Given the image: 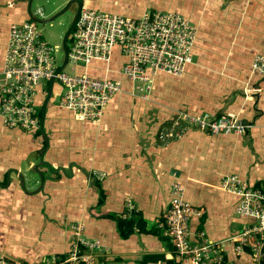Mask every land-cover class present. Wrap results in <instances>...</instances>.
I'll use <instances>...</instances> for the list:
<instances>
[{
  "label": "crops",
  "instance_id": "obj_1",
  "mask_svg": "<svg viewBox=\"0 0 264 264\" xmlns=\"http://www.w3.org/2000/svg\"><path fill=\"white\" fill-rule=\"evenodd\" d=\"M33 2L0 0V84L11 26L49 19L40 8L32 11ZM69 2L73 16L80 6L133 19L179 13L198 30L193 62L181 77L159 74L148 99L133 97L132 84L112 74L124 91L99 124L60 108V87L51 82L38 89L40 130L10 129L0 116V252L9 262L54 264L69 256L81 224L83 238L101 245L93 252L98 264H141L147 256L165 258L148 264H167L173 250L159 222L179 183L201 211L192 234L204 232L227 264H255L236 250L252 221L237 215L239 197L222 189V179L235 175L264 193V77L251 72L254 58L264 55V0H61L49 16ZM123 63L116 48L112 67ZM103 67L93 62L87 72L103 77ZM182 113L234 114L250 128L211 135L187 125ZM128 203L145 231L122 238L117 219Z\"/></svg>",
  "mask_w": 264,
  "mask_h": 264
},
{
  "label": "built area",
  "instance_id": "obj_2",
  "mask_svg": "<svg viewBox=\"0 0 264 264\" xmlns=\"http://www.w3.org/2000/svg\"><path fill=\"white\" fill-rule=\"evenodd\" d=\"M38 14L43 16L41 11ZM197 33V28L179 13L157 10L133 19L84 8L72 29L71 42L67 43V63L62 68L64 57L60 60L58 48L44 40L37 22L14 24L8 34L1 73L3 124L25 133L40 130L38 89L49 82L60 87L54 94L60 108L72 112L82 123L99 124L110 100L124 91L122 81L111 78L112 74H120L132 84L133 97L148 99L159 74L181 77L193 62ZM116 48L124 58L120 69L112 67ZM93 62L103 63V77L89 75L87 70ZM251 72L264 77V55L254 58ZM179 118L211 135H242L250 128L234 114L182 113ZM222 189L239 197L237 215L252 221L237 237L236 250L244 252L248 248L253 262L260 264L264 258V193L248 187L235 175L222 179ZM170 193V207L159 226L172 246V259L181 264H225V253L204 232L192 234L191 221L200 217L201 211L186 201L185 188L174 183ZM127 206L123 219L135 217L132 204ZM83 229L81 224L74 227V244L69 256L65 260L55 258L54 264H98L93 252L100 251L101 245L83 238ZM0 264L23 263L9 262L0 252Z\"/></svg>",
  "mask_w": 264,
  "mask_h": 264
},
{
  "label": "rangeland",
  "instance_id": "obj_3",
  "mask_svg": "<svg viewBox=\"0 0 264 264\" xmlns=\"http://www.w3.org/2000/svg\"><path fill=\"white\" fill-rule=\"evenodd\" d=\"M59 3H61V0H34L32 4V11L35 12L36 9L40 8L42 9L46 17L50 18L52 16H49V14L51 12L53 13V9L58 8V6L60 5ZM74 17L75 16H73L71 12H67L66 14L58 18L53 23H50L44 26L39 25V29H41L42 31L44 40L48 42L49 44H51L52 46H55L58 48V57L60 60H62L64 57L63 51L61 49L63 38L67 30L69 29ZM71 39H72V36L70 34L68 38V44H70ZM45 85H46L45 87L47 88V84Z\"/></svg>",
  "mask_w": 264,
  "mask_h": 264
},
{
  "label": "trees",
  "instance_id": "obj_4",
  "mask_svg": "<svg viewBox=\"0 0 264 264\" xmlns=\"http://www.w3.org/2000/svg\"><path fill=\"white\" fill-rule=\"evenodd\" d=\"M135 217L127 218V219H123V218L117 219L120 235L122 238L130 237L133 233H135V229H139L140 232L145 231L144 224H143L142 220L136 219ZM244 252L248 253L251 256V252L248 248L245 249ZM81 253H83V249H81ZM67 257L68 256H62L61 259L65 260ZM160 260H165V258L162 256H147V257H145L144 261L141 264H148L150 261H160ZM166 263L167 264H181L176 259L175 260L174 259L166 260ZM224 263L227 264L226 257L224 258ZM79 264H85V263L80 262ZM260 264H264V258L260 262Z\"/></svg>",
  "mask_w": 264,
  "mask_h": 264
},
{
  "label": "water",
  "instance_id": "obj_5",
  "mask_svg": "<svg viewBox=\"0 0 264 264\" xmlns=\"http://www.w3.org/2000/svg\"><path fill=\"white\" fill-rule=\"evenodd\" d=\"M32 2V0H31ZM72 2H69L67 3L61 10H59L56 14H54L51 18L49 19H46V20H35L33 19V21L37 22L39 25H47V24H50V23H53L55 22L58 18H60L61 16H63L64 14H66L67 12H70V6H71ZM81 6L78 7V9L74 12L75 14V17L69 27V29L67 30V32L65 33L64 35V38H63V42H62V51H63V54H64V62H63V67H65L66 63H67V59H68V49H67V43H68V38L72 32V29L79 17V14H80V11H81ZM53 84V83H52ZM51 96V92H49V97L47 98V101L49 100Z\"/></svg>",
  "mask_w": 264,
  "mask_h": 264
}]
</instances>
